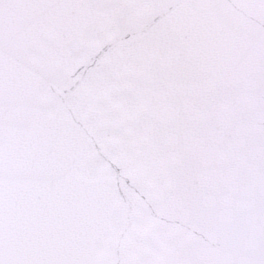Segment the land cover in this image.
Masks as SVG:
<instances>
[{"label":"snow or ice","instance_id":"1","mask_svg":"<svg viewBox=\"0 0 264 264\" xmlns=\"http://www.w3.org/2000/svg\"><path fill=\"white\" fill-rule=\"evenodd\" d=\"M0 264H264V0H0Z\"/></svg>","mask_w":264,"mask_h":264}]
</instances>
